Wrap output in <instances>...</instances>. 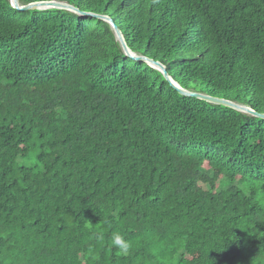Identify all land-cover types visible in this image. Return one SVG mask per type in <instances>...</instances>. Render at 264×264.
Masks as SVG:
<instances>
[{
    "label": "trees",
    "instance_id": "16d2710c",
    "mask_svg": "<svg viewBox=\"0 0 264 264\" xmlns=\"http://www.w3.org/2000/svg\"><path fill=\"white\" fill-rule=\"evenodd\" d=\"M43 2L0 0V264H264V119L112 27L264 115V0Z\"/></svg>",
    "mask_w": 264,
    "mask_h": 264
},
{
    "label": "water",
    "instance_id": "95a60500",
    "mask_svg": "<svg viewBox=\"0 0 264 264\" xmlns=\"http://www.w3.org/2000/svg\"><path fill=\"white\" fill-rule=\"evenodd\" d=\"M11 3H12L14 8H16V9H18L20 11H29V10H33V9H65V10H73L75 12H78L77 10H75L73 8H70L68 6H65V5H62V4H59V3H55V2H43V3H38V4H31V5H28V6H25V7H19L18 0H11ZM80 14L83 15V16H87V17L104 19L107 22H110L111 24H113L109 19H106V18H102V17H99V16L91 15V14H82V13H80ZM112 27H113V30L115 31L116 37H117L118 41L120 42V44L122 46V49L124 50L125 54L128 55L129 57H131L134 61L150 62V64H152L156 69H158L163 74L164 78L167 81L170 82L171 86L180 95L186 96V97H191V98H196V99H201V100L207 101V102L212 103V104L226 106V107H229V108H232V109L244 112V113L252 114L254 116H257V117H260V118L264 119V115L253 113L249 109L241 107V106H238V105H236L234 103H231V102H228V101H225V100H221V99H217V98H213V97H209V96H205V95H202V94H199V93L188 92V91H185V90L181 89L179 86H177L176 84H174L170 80L166 70L159 63H154V62L148 61L147 59H145L143 57L132 56L130 54L129 50L127 49L124 41H123V38H122V35H121L119 29L117 27H115L114 25H112Z\"/></svg>",
    "mask_w": 264,
    "mask_h": 264
},
{
    "label": "rangeland",
    "instance_id": "374dc122",
    "mask_svg": "<svg viewBox=\"0 0 264 264\" xmlns=\"http://www.w3.org/2000/svg\"><path fill=\"white\" fill-rule=\"evenodd\" d=\"M36 163H37L36 162V157L34 155H30L29 157H25L23 159H21V158L18 159V164L20 166L26 167L28 169H32V170L37 172L38 170L36 168V166H37ZM214 187H216V185Z\"/></svg>",
    "mask_w": 264,
    "mask_h": 264
},
{
    "label": "clouds",
    "instance_id": "9594fccd",
    "mask_svg": "<svg viewBox=\"0 0 264 264\" xmlns=\"http://www.w3.org/2000/svg\"><path fill=\"white\" fill-rule=\"evenodd\" d=\"M114 244L120 248L122 253L126 254L129 249V245L127 242H125L119 235H116L114 237Z\"/></svg>",
    "mask_w": 264,
    "mask_h": 264
}]
</instances>
